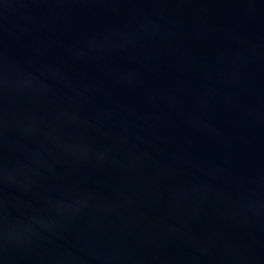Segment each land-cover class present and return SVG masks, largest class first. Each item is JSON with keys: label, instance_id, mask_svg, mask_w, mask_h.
Masks as SVG:
<instances>
[{"label": "water", "instance_id": "water-1", "mask_svg": "<svg viewBox=\"0 0 264 264\" xmlns=\"http://www.w3.org/2000/svg\"><path fill=\"white\" fill-rule=\"evenodd\" d=\"M0 264H264V0H0Z\"/></svg>", "mask_w": 264, "mask_h": 264}]
</instances>
